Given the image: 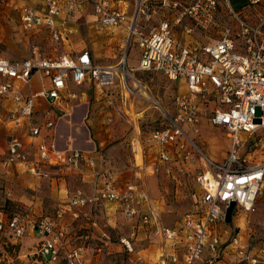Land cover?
<instances>
[{"label": "built area", "instance_id": "2783aa9c", "mask_svg": "<svg viewBox=\"0 0 264 264\" xmlns=\"http://www.w3.org/2000/svg\"><path fill=\"white\" fill-rule=\"evenodd\" d=\"M263 1L246 0V3L252 6ZM87 3L92 6L99 29L122 28L126 33L128 50L117 68L97 64L88 49L50 53L34 46L33 53L23 59L0 55V119L21 128V132L9 136L4 162L41 178H52V170L58 168L81 170L86 164L103 179L100 189L92 193L79 189L64 207L57 209L54 217L43 216L31 223L39 244L29 263L96 264L91 251L94 248L89 244H72L62 219L68 211L80 214L71 211L72 207L83 209L88 215L86 207L96 209L104 207L105 202H117L126 218L139 214L144 226L154 224V233L163 242L154 261L138 255L129 256L125 264H235L222 258L228 246H223L221 224L227 222V210L233 203L232 210L237 207L247 212L254 210L264 186V160L246 165L239 153L242 133L253 136L264 133V18L255 23L241 21L237 30L225 24L217 38L205 42L190 34L197 27L206 30L217 24L220 0H158L164 12L159 23L149 29L152 14L148 3L152 0H137L132 12L124 0H33L20 5V23L28 31L44 27L52 42L70 44L76 31L73 13ZM165 11L173 14L166 15ZM180 24L184 25L183 33L191 38L177 34L175 26ZM133 41L139 51L138 63L131 67L128 60ZM136 70L158 71L185 86L174 111H163L165 119L161 127L151 133L152 141L159 147V160L169 162L175 158L191 163L199 152L205 165L196 175L197 205L183 214L178 227L161 224L146 191L133 184L117 188L113 174L98 167L97 159L89 154L91 150L73 143L60 146L55 137L57 121L66 111L64 107L76 97L73 85L91 82L107 94V88L117 85L115 80L120 78L129 94L139 84L132 73ZM35 74L47 77L49 84L40 91L27 92ZM127 78L133 83L129 84ZM38 98L48 102L43 109L44 121L35 118L40 110ZM202 119L228 129L231 147L224 162L201 151L190 133H199ZM186 124L191 131L185 128ZM132 143L137 147V143ZM92 219L91 226H97L98 219ZM27 227L19 217H9L0 209V237H21ZM120 240L127 253L135 251L129 239ZM228 244L240 260L252 263L259 260L248 254L238 237H231ZM107 245L100 244L97 249Z\"/></svg>", "mask_w": 264, "mask_h": 264}, {"label": "rangeland", "instance_id": "374dc122", "mask_svg": "<svg viewBox=\"0 0 264 264\" xmlns=\"http://www.w3.org/2000/svg\"><path fill=\"white\" fill-rule=\"evenodd\" d=\"M24 1L30 2L0 0V55L11 59H23L33 53L34 46H39L50 53L87 48L94 54V62L97 64L117 65L128 50V42L123 31L116 29L113 32L106 30L98 32L94 26L86 22L85 17L77 20V32L70 44L52 42L48 30L44 27L28 31L20 23V11L17 8ZM136 1L127 0L131 12ZM245 2L246 0H220L216 13L217 24L209 26L206 30L197 27L190 35L205 42L217 38L225 24L237 30L241 21L255 23L264 18V1L252 6ZM148 4L152 16L147 29L157 25L164 12L158 6V0H152V3ZM165 13L173 14L171 11ZM175 27L178 35L185 34L184 25ZM188 35L185 34V37ZM137 48L133 41L129 56L135 55ZM131 57L130 64L136 65V61ZM132 73L139 84L129 94L121 87L120 78L115 80L117 85L111 86L109 93L104 97L98 98L91 85L88 87L84 84L76 88L78 95L73 103L70 102L69 106L64 107L66 111L57 121L55 137L57 136L60 146L73 143L98 153L106 168L111 172L121 173L118 177L121 180L124 173L132 174L133 180H140L139 173L136 172L140 171L144 175V181L150 182L152 192L149 196V198L152 196L150 202L156 207L160 220L165 225L175 226L185 212L197 205L199 187L196 175L205 169V165L199 152H196L197 158L191 163L175 158L163 162L156 157L158 146L156 147L152 141L151 133L155 128L161 127L165 119L163 111L168 113L174 111L177 97L183 88L158 71L136 70ZM127 79L129 84L133 83L130 78ZM33 86L41 87L38 77L34 79ZM39 99L42 106L39 105L40 110L35 113V118L44 121L43 106L48 104L42 102L43 98ZM260 113L258 109L257 116ZM91 118L95 120L91 121ZM198 126L199 133L190 132L195 136L197 146L210 158L224 162L231 147L228 129L213 126L206 119H202ZM185 128L188 131L192 130L187 124ZM20 129L0 119V209L9 217H19L27 226L29 225V228L27 227L23 236L18 238H14L13 235L0 237V264H31L29 262L33 261L32 254L39 244L38 237L31 229V223L43 216L54 217L57 209L64 207L77 190H85L77 171L70 168L52 170L54 175L52 178H41L8 166L3 160L7 141L10 134L19 133ZM241 137L239 153L242 162L253 165L263 161L264 133L254 136L242 133ZM131 141L137 143L139 150H132ZM141 145H144L142 168L135 165L137 151L140 154L138 162L141 163L142 160ZM157 166L158 171L155 170ZM85 192L90 193L89 190ZM104 204V207L98 206L96 209L86 207L88 215L84 214L83 209L77 210L78 207L71 209L80 211L78 216L69 211L64 215L61 224L68 228V237L71 238L72 244H89L90 248H94L91 251L94 252L96 264H125L129 256L138 255L154 261L160 251L159 236L146 228L133 235L134 229H137L133 227L135 222L127 221L120 205L116 202ZM90 216L98 219L97 226H91L93 217ZM221 232L223 246H228L222 256L224 260L235 261V264H264V186L257 198L255 209L247 212L237 207L232 210L231 219L222 223ZM122 236L131 239L135 251L126 252L120 241ZM233 236L238 237L240 242L246 245L248 254L258 257L259 260L255 263L247 259L240 260L238 253L228 244ZM100 244L109 245L98 250L97 246Z\"/></svg>", "mask_w": 264, "mask_h": 264}, {"label": "crops", "instance_id": "0c3cea01", "mask_svg": "<svg viewBox=\"0 0 264 264\" xmlns=\"http://www.w3.org/2000/svg\"><path fill=\"white\" fill-rule=\"evenodd\" d=\"M33 0H30V2L28 1V2H26V3H31ZM62 2H65L66 0H61ZM124 1H126L127 2V0H124ZM232 1V0H231ZM23 3H25V1L23 2ZM23 3H21V4H19L18 5V7L17 8H19L20 7V5H22ZM246 3V2H245ZM19 15H20V13H19ZM90 16V17H89ZM83 17H85V19H86V22H88L89 24H91L92 26H94L95 28H96V30L98 31V32H100V31H102L101 29H99L98 27H97V24H96V22L94 21V18H95V16L93 15V9H92V6H91V4H89V3H87V4H85L83 7H81V8H79L78 10H76L75 11V13H73V26L75 27L76 25H77V20H79V19H83ZM89 17V18H88ZM80 22V21H79ZM75 29H76V31H75V33L73 34V36H72V39H74V37H75V34H76V32H77V26L75 27ZM116 29H120L121 31H123V33H124V35L126 36V33H125V31L122 29V28H116ZM115 29V30H116ZM103 31H104V29H103ZM106 31H108V32H113L114 30H106ZM191 37H192V35H191ZM190 37V35H188V37H185L186 39H189V38H191ZM131 48V47H130ZM83 49H87V48H83ZM138 49V51H139V48H137ZM89 50V49H88ZM90 51V50H89ZM138 51L135 53V55L133 54V56L131 57V56H129V58L131 57V58H133V60H135L136 61V65H137V63H138V59L136 58V56H137V54H138ZM91 52V51H90ZM91 54H92V57H93V59L95 60V57H94V54L91 52ZM128 64L131 66V67H133V66H136V65H131L130 64V62H129V60H128ZM38 77V79H39V82H40V84H41V87H39V88H37V87H35V86H33V81H34V79H36ZM175 82H177V83H179L180 84V86L183 88V90H185V86H184V84L183 83H181V82H178V81H175ZM48 84H49V80H48V78L47 77H43V76H41L40 74H35L34 75V78H33V80H32V83H31V86H29V91L28 92H31V91H40V90H42L43 88H46L47 86H48ZM85 85H88V87H90V85L94 88V92L97 94V97L99 98L100 96L101 97H104V95H107L108 93H109V89H110V87L111 86H109L107 89V94H105V93H102L101 92V89H100V87L98 86V85H95V84H93V83H91V82H86V83H84ZM84 84H82V85H73L72 86V89L74 90V91H76L77 89L76 88H78V87H81V86H83ZM121 84V83H120ZM121 87H122V85H121ZM28 90V88H26V91ZM182 90V91H183ZM181 92V91H180ZM77 93V92H76ZM77 95L78 94H76V97H77ZM75 97V98H76ZM75 98H73L70 102L71 103H73V100L75 99ZM38 100H40L39 98H38ZM42 102L44 103V104H48V102L43 98L42 99ZM39 105H41V103H40V101H38V107H39V109H40V106ZM42 106V105H41ZM47 105H44L43 107L45 108ZM72 107V106H71ZM43 108V109H44ZM73 111V110H72ZM95 119L94 118H91V121H94ZM21 132V131H20ZM59 136H60V134H59ZM132 142V141H131ZM132 145V144H131ZM78 146V145H77ZM138 147V146H137ZM136 146L134 147V146H132V150L133 151H135V149L136 150H139V147L137 148ZM156 147H157V145H156ZM86 149V148H85ZM157 149L159 150V147H157ZM158 150H157V152H158ZM137 153H138V151H137ZM137 153H136V155H137ZM89 154L90 155H92V156H94L96 159H97V163H98V167L104 172V173H111V174H113V176H114V179H115V184H116V186H117V188H119V189H125L129 184H133V185H135V186H137L139 189H141V190H143V191H146L148 194H149V196L151 195V186H150V182H145L144 181V175H142L141 174V172L140 171H136L137 173H139L138 175H139V179L140 180H137V179H134L133 180V176H132V174H128V173H124V176H123V180H121V179H119L118 177L121 175V173H119V172H116V171H110L108 168H106L105 167V164H104V161H101L100 160V156L98 155V153H95L94 151H90L89 152ZM158 156V154L156 155V157ZM135 159H137V156H136V158ZM141 163H139L138 162V160L135 162V165L136 166H140L141 168L142 167H144V145H142V149H141ZM4 160V159H3ZM115 162V161H114ZM178 162V161H177ZM92 169L89 167V166H87L86 164H84L83 165V168H81V170H74V171H77L76 173H78V177H80V181H81V184H82V187L83 188H85V190H89L90 191V193H92V192H94V191H96V190H98V189H100L101 188V186H102V181H103V179H102V177L101 176H96L95 174H93V172L91 171ZM155 170L156 171H158V169L157 168H155ZM80 173V174H79ZM120 180L122 181L121 183H123L125 186H123L121 183H120ZM136 180V181H135ZM139 181V182H138ZM150 181V180H149ZM152 184H153V182H152ZM83 190V189H82ZM84 190V191H85ZM150 198H152V196L150 197ZM114 203V202H113ZM117 203V202H116ZM90 208H92V206L90 207ZM121 208V207H120ZM143 209H144V205H143ZM122 212V211H121ZM124 215V214H123ZM125 217V216H124ZM126 218V217H125ZM127 219V221L128 222H135V225L133 226V227H136L137 229H134V231H133V235H135V233H137L138 231L140 232L141 231V229L143 228H146V229H150L152 232H153V234H155L154 233V230H155V225L154 224H152V225H145L144 226V224H142L141 223V220H140V216H139V214L138 215H136L134 218H132V219H129V218H126ZM160 219V218H159ZM161 221V220H160ZM181 222V221H180ZM180 222L178 223V225H175V226H168V225H165L164 223H162V221H161V224H163L164 226H167V227H178L179 225H180ZM221 226H222V224H221ZM29 228V227H28ZM93 230H96L95 228H93ZM156 235V234H155ZM122 237H125V238H127V239H129V241L132 243V241H131V239L130 238H128V237H126V236H122ZM158 240H159V242H160V244H163V242H162V239L160 238V237H158ZM121 241V240H120ZM123 244V243H122ZM133 244V243H132ZM151 259V258H150Z\"/></svg>", "mask_w": 264, "mask_h": 264}, {"label": "water", "instance_id": "95a60500", "mask_svg": "<svg viewBox=\"0 0 264 264\" xmlns=\"http://www.w3.org/2000/svg\"><path fill=\"white\" fill-rule=\"evenodd\" d=\"M233 206H234V203L227 210V215H226L227 221H230V219H231V213H232Z\"/></svg>", "mask_w": 264, "mask_h": 264}, {"label": "bare ground", "instance_id": "6f19581e", "mask_svg": "<svg viewBox=\"0 0 264 264\" xmlns=\"http://www.w3.org/2000/svg\"><path fill=\"white\" fill-rule=\"evenodd\" d=\"M110 67H112L113 69L117 68L116 65H110ZM145 94H147V93H145ZM147 95H148V94H147ZM136 156H137V160L139 161L140 158L138 159V157L140 156V154L137 153Z\"/></svg>", "mask_w": 264, "mask_h": 264}]
</instances>
